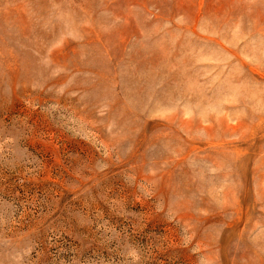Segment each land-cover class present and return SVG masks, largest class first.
<instances>
[{"label": "rangeland", "instance_id": "rangeland-1", "mask_svg": "<svg viewBox=\"0 0 264 264\" xmlns=\"http://www.w3.org/2000/svg\"><path fill=\"white\" fill-rule=\"evenodd\" d=\"M0 264H264V0H0Z\"/></svg>", "mask_w": 264, "mask_h": 264}]
</instances>
